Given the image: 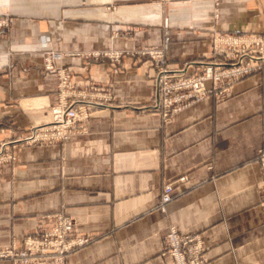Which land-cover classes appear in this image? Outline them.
<instances>
[{
    "label": "crops",
    "instance_id": "crops-1",
    "mask_svg": "<svg viewBox=\"0 0 264 264\" xmlns=\"http://www.w3.org/2000/svg\"><path fill=\"white\" fill-rule=\"evenodd\" d=\"M0 17V141L49 121L45 51L74 85L111 95L83 132L15 147L0 166V250L61 213L91 239L68 264H172L171 228L201 237L205 264H264V67L164 122L154 63L137 52L162 48L187 72L217 63L213 33L264 34V0H0Z\"/></svg>",
    "mask_w": 264,
    "mask_h": 264
},
{
    "label": "built area",
    "instance_id": "built-area-1",
    "mask_svg": "<svg viewBox=\"0 0 264 264\" xmlns=\"http://www.w3.org/2000/svg\"><path fill=\"white\" fill-rule=\"evenodd\" d=\"M5 25L6 21H0V27ZM214 38L216 45L221 42L230 44L228 51L230 46L242 40L235 35L215 36ZM243 39L246 42L261 43L264 52V37H255L256 40L245 37ZM217 51L221 52L219 49ZM143 54L149 55L154 62L160 63L156 87L162 91L163 117L165 119H170L173 115L211 94L212 89H206L205 83H216L215 74L219 65H216V68L215 65H208L203 77L185 79L186 77L181 75L177 82L172 83L171 74L174 71L165 68L162 51L152 49L143 52ZM54 57L52 50L44 52L43 70L56 77V103L51 109L50 120L44 124L32 126L29 135L24 137L23 141L29 144L55 145L65 143L76 133L84 131L92 108L102 106L111 99L110 94L106 92L94 88L81 89L74 85L69 71L62 66H55ZM112 57L118 59L119 54L115 53ZM243 69V71L237 70L238 75L250 72L252 67L247 65ZM231 74V71L228 72L227 78H231L229 76ZM4 154H11L8 144L7 146H0V164L13 159L11 155L4 157ZM260 154V166L264 182V150L260 151ZM184 180L185 178L182 177L178 179V182ZM173 193L174 184L163 185L158 205L160 212L166 211V206L173 199ZM73 230L74 222L71 218L62 214L50 215L35 235L24 240L22 249L2 251L0 252V259H10L12 264H65L67 254L90 242L87 237L72 236ZM165 248L163 256L168 257L172 264H205L203 243L199 235H181L174 228H171L165 236Z\"/></svg>",
    "mask_w": 264,
    "mask_h": 264
},
{
    "label": "rangeland",
    "instance_id": "rangeland-1",
    "mask_svg": "<svg viewBox=\"0 0 264 264\" xmlns=\"http://www.w3.org/2000/svg\"><path fill=\"white\" fill-rule=\"evenodd\" d=\"M0 21H6V25L5 26H1L0 29L8 27L9 23H8L7 19H5L4 17H0ZM225 35H235V36H237V38H240L242 40L236 42L233 46H230V50L228 51L227 50L228 49V45H230V44H228L226 42H221V43H218L216 45V42H214V39H215L214 37L215 36H225ZM243 37L252 40V39H255V37L263 38L264 34H259V33H256V34L255 33L239 34V33H235V32L234 33L233 32H217V33H213L212 38L210 40V44H211L213 52L216 55H218L219 57H221V60L219 62H217V63H211V64L202 65V67L200 69H198L197 71H191V72H187L186 69H183V68H180V69L171 68L168 65L167 59L165 57V53H164L162 48L149 47V48L138 50L137 52H139L141 55H147V54H143V52H146L147 50H152V49H154L156 51H162V53L164 55L163 62L165 64L164 65L165 68L168 69V70L174 71L171 74L172 83L177 82L179 76H181V75L185 76L186 77L185 79L203 77V75L205 74V68L208 65H215L214 66L215 68H216V65H219L217 73L215 74L216 77H217L216 83L212 84L210 82H208V83L206 82L205 83V87H206V89H209V88L212 89V92H211V94L209 96L215 95L219 99H222L226 95L227 88L229 86L237 83L238 81H240V80H242L244 78H247V77H249L251 75L259 73L262 70V68L264 67V59H263L264 52L262 50L263 45L261 43H256V42H246L243 39ZM216 48L219 49L221 52L217 51ZM147 56H149V55H147ZM150 59H151V57H150ZM153 63H154L155 70H156V80H157V75H158V71H159V68H160V63L159 62H154V61H153ZM247 65H250L252 67V70L250 72L246 73V74L238 75L237 70L241 69L243 71L244 70L243 68L246 67ZM43 67H44V65H43ZM230 71L232 73L231 75H229V76H231V78H227L228 77L227 73L230 72ZM155 91H156V104L154 106V109L161 116V118L163 119L164 122H168L172 117H174V115L170 119H165L163 117L164 110H163V107H162V91L160 89H157V87H156ZM209 96H207L206 98H208ZM205 99H203V100H205ZM203 100H201V101H203ZM198 102H200V101H198ZM198 102H196V103H198ZM196 103H194L193 105H195ZM193 105H191V106H193ZM52 107H53V105L50 107V117H51V109H52ZM94 108H92V110L90 112V116H91ZM185 110H183V111H185ZM183 111H181V112H183ZM181 112H179V113H181ZM89 119H90V117H89ZM33 126H35V125H33ZM31 127H30V129H31ZM26 136H19L17 138L11 139V140L5 139L3 141H0V146L1 145H6L7 146V144H8V146H10V153L11 154H4L3 156L4 157H8L9 155H11V157L13 158L12 160H10L8 162L4 161L3 163L0 164V166L3 165V164L11 163V162H13L16 159L15 154H14V148L15 147H18V146H35V144H29V143H26L25 141H23L24 137H26ZM263 150H264V147H262L258 151L259 166H260V162H261L260 151H263ZM260 168H261V166H260ZM261 172H262V169H261ZM54 214H61V213H54ZM54 214H51V215H54ZM48 216H50V215H48ZM48 216H46L45 221L41 224V226L39 227L37 232L43 227L44 223L47 221V217ZM35 234L24 236L22 238V240H21L20 246H17L16 243H12V245H10L9 247L1 249L0 252L5 251V250H11V249L14 250V251L22 249L23 245H24L23 244L24 240L27 237L35 235ZM90 241H91V239H90ZM76 250H78V249H76ZM76 250H74V251H76ZM74 251H72L71 253H73ZM70 254H67L65 256V264H68V257H69ZM0 260H7V261H9L12 264L10 259H3L2 258Z\"/></svg>",
    "mask_w": 264,
    "mask_h": 264
}]
</instances>
